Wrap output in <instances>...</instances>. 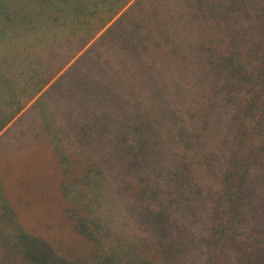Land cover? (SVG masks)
<instances>
[{"label":"trees","instance_id":"16d2710c","mask_svg":"<svg viewBox=\"0 0 264 264\" xmlns=\"http://www.w3.org/2000/svg\"><path fill=\"white\" fill-rule=\"evenodd\" d=\"M132 1L35 0L31 8L24 5L23 11L4 12L0 16V104L10 111L17 107L10 119L0 123V132L22 111L24 95L29 96L34 89L20 76L28 73L41 84L30 95V103L61 71L47 67V52L52 57L56 47L65 42L83 50ZM142 2L136 0L129 11H135ZM181 2L186 13L179 12L176 20L194 22L199 28V54L206 57L203 74L214 85V96H219L227 109L231 134L226 153L200 150L205 146L195 121L188 122L190 128L179 126L169 120L173 117L170 113L162 130L148 121L149 110L130 105L135 108L131 124L115 120L113 124L120 128L119 133L136 138L128 149L133 176L127 180L126 189L141 203L135 224L141 233H134L130 244L121 233L118 239L108 238L97 221L94 196L105 180L100 175L105 161L99 158L94 162L82 153L88 140L101 134L102 125L107 123L106 113L95 118L99 99L97 105L95 100L94 107L85 112L90 118L82 122L73 139L82 148L74 165L82 166L78 170L67 166L56 184L58 188L41 179L5 183L3 176L0 264H264V0ZM157 6L150 14L155 23L161 22ZM156 28L157 36L168 35L166 25ZM116 30L115 25L107 30L99 39L101 46L110 39L109 45L114 47L132 36L121 37ZM148 33L137 36L135 51L142 53L144 46L147 54L159 51L156 35ZM98 54L97 64L104 61L97 67L100 72L95 67L91 70L98 73L95 78H114L119 52L109 47ZM151 60L144 62L146 69ZM119 63L127 68L125 62ZM73 90L68 86V94ZM81 96L77 94L78 99ZM87 99L82 96L80 105ZM50 117L55 121L53 113ZM56 132L61 138H70L68 129L57 127ZM153 146L165 148L168 154L170 146L173 149L174 167L162 174L165 178L159 183L150 177L136 179ZM83 188L92 192L81 199ZM201 195L209 204L212 223L206 232L195 236L196 201ZM194 251L201 254L200 260H191Z\"/></svg>","mask_w":264,"mask_h":264},{"label":"rangeland","instance_id":"374dc122","mask_svg":"<svg viewBox=\"0 0 264 264\" xmlns=\"http://www.w3.org/2000/svg\"><path fill=\"white\" fill-rule=\"evenodd\" d=\"M142 1L141 6L135 11H129V8L136 0L130 2L83 50L79 51L77 44L65 42L56 47L55 55L53 54L52 57V54L47 52V67L61 71L30 103H27L29 97L40 82L36 84L28 73L23 74V77L20 76L21 81L28 79L34 89L29 96L24 95L23 102L26 104L22 111L17 113L8 126L0 132L2 189L4 178L5 183L41 179L48 185L58 188L56 184L62 179L63 171L67 166L69 170L71 168L78 170L82 166V164L77 167L74 165L82 151L81 145L73 142L76 137L74 134L81 127L82 122L90 118V115L85 116V112L90 107H94L95 100L97 105L99 99L97 105L99 112L95 118L106 113L107 123L102 125L105 128L101 134L88 140L82 153H85V158H91L94 162L98 163L99 158L105 161L102 170L100 169L102 172L100 175L105 180L100 182L94 194L97 197L95 202L97 221L108 234V238L118 239L121 233L129 244L133 242L134 233H141L137 227L135 228V224L138 225V207L141 203L126 189L127 180L133 176V168L128 165V151L136 138L133 137L134 134L131 137L130 134L119 133L120 128L115 127L117 125L113 124V120L129 126L133 120L131 112L135 109L130 105H135L137 110L141 109L145 112L149 110L148 121L163 130L167 127L166 117L171 113L173 117L169 120L177 121L179 126L189 127L188 122L195 121L205 146L200 150L220 155L226 153L227 138L231 134L227 109L222 105L220 97L214 96V85L203 74L206 57L204 54H199V28L194 22L187 23L183 20L178 23L179 21L176 20L179 18V12L186 13L185 10H181V0ZM34 4L35 0H0V16L9 10L23 11L24 5L31 8ZM156 5H158L156 8H159L161 22L155 23L150 14ZM184 18L187 19L186 16ZM113 25L116 26V33L119 36L124 37L130 33L132 36L122 44L116 42L117 45L114 47L110 46L112 43L110 39L104 41L108 43L101 46L103 42H99V39ZM156 25L159 27L166 25L168 35L157 36ZM150 31L156 35V41L161 44L159 51L157 53L149 51L147 54L145 46L142 53L135 51L137 36ZM1 40L2 34H0V42ZM109 47L119 52L118 59L114 61L117 62L116 66L112 71V74L116 73V75L108 80L99 75L101 80L99 82V76L95 78L98 74L95 71L100 72L97 67L101 66L104 60L102 59L100 65L97 64L100 56L98 53L104 54ZM149 58L152 60L148 63L152 66L146 69L144 62ZM118 62H125L127 68L123 69V64L118 65ZM94 67L93 73L91 70ZM104 81L106 84L109 82V85H105ZM68 86L74 88L72 94H68ZM2 88L3 86H0V90ZM92 91L96 93L93 92L90 96ZM77 94L88 98L87 101L80 105L79 99L82 96L78 99ZM16 107L10 111V107L0 104V123L8 117L10 119L15 114ZM52 113L55 121L50 117ZM44 127L48 129V133ZM57 127L61 130L68 129L70 138H65V135L61 138L62 136L57 132L55 134ZM124 136L129 138L126 142L122 140ZM151 150L152 154L140 164L144 169L136 179L150 177L154 183H159L165 178L162 174L174 167V158H171L173 149L170 146L171 154H168L165 148L161 149L158 146H153ZM162 152L167 154L158 155ZM119 153L120 157L117 156ZM113 154L115 158L112 157ZM128 174L130 175L127 177ZM51 179H54L53 182ZM91 192L83 188L79 197L82 199ZM1 193L0 216L4 212ZM198 199L193 231L195 236L206 232L212 223L205 195L198 196ZM194 258L200 260L201 254L194 251L191 260Z\"/></svg>","mask_w":264,"mask_h":264}]
</instances>
